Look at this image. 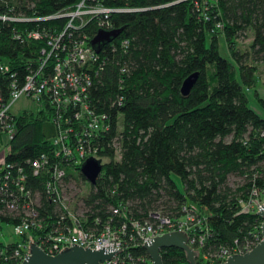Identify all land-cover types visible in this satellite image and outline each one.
Instances as JSON below:
<instances>
[{
	"label": "trees",
	"instance_id": "obj_1",
	"mask_svg": "<svg viewBox=\"0 0 264 264\" xmlns=\"http://www.w3.org/2000/svg\"><path fill=\"white\" fill-rule=\"evenodd\" d=\"M77 1L0 0V14L14 9L46 17ZM103 3L132 11L111 16L114 27L123 30L102 51L105 64L98 68L90 89L93 106L109 114L111 126L97 142L102 174L89 191L78 192L89 215L105 221L112 207L123 203L122 220L128 216L145 219L157 210L179 217L182 205L194 203L212 228L203 250L232 246L236 239L242 242L261 232L262 217L243 212L240 201L253 188L264 194V115L249 105L258 66L264 64V0ZM64 23L65 19H52L44 25L61 27ZM24 27L33 29L36 24L0 18V56L29 55L30 45L34 48L36 43L26 40ZM98 31L93 25L87 28L91 37ZM249 32L253 39L249 49L242 51L240 38ZM221 34L233 60L220 51ZM123 40L127 41L124 45ZM194 72L200 76L184 96L183 81ZM7 81L0 79L4 97ZM253 92L264 108V96L257 89ZM50 109L25 111L16 118L9 160L23 168L26 188L41 194L42 210L53 212L47 195L48 171L33 173V162L54 150L51 140L57 126ZM81 165L67 167V180L76 178L78 189L81 180L87 184ZM13 173L17 177L19 172L14 169ZM8 195L0 187L1 206L6 205ZM3 213L0 217L6 222L14 221L7 210ZM132 253L146 250L140 246ZM161 254L164 264H191L186 252L177 247L164 248ZM198 264L203 263L198 260Z\"/></svg>",
	"mask_w": 264,
	"mask_h": 264
},
{
	"label": "built area",
	"instance_id": "obj_2",
	"mask_svg": "<svg viewBox=\"0 0 264 264\" xmlns=\"http://www.w3.org/2000/svg\"><path fill=\"white\" fill-rule=\"evenodd\" d=\"M128 11L132 9L110 7L103 0H78L73 6L46 17L27 16L14 9L0 14L4 21L36 24L33 29L23 28L26 40L36 43L34 48L30 45L29 55L20 52L17 59L0 56V79L8 80L7 97L0 90V187L9 194L6 205L0 204V215H6L3 212L7 210V215L14 220L6 222L0 217V264H21L31 254L30 241L49 254H57L73 243L93 250L114 245L123 250L102 264H150L147 251L135 255L133 248H144L148 239L179 230L188 234L190 246L198 251L197 261L218 264L234 253L252 251L263 239L261 230L242 242L236 239L232 246L203 250L212 228L206 214L194 203L182 205L179 217L157 210L145 219L128 216L123 220L120 217L126 208L119 203L112 207V215L102 221L98 216L89 215L84 198L78 195L82 190L68 185V180L74 178L70 176L67 180V167L83 164L90 157L100 159L97 142L111 126L109 114L98 112L90 98L93 78L105 64L102 51L106 46L96 52L87 28L93 25L99 30H113L116 27L111 16ZM52 19H65V23L61 27H46L45 22ZM125 43L123 40L122 44ZM0 89L4 91L3 87ZM22 97L41 104V109L15 111L14 104ZM47 106L57 126L51 140L54 150L51 155L44 154L42 159L33 162V173L36 176L48 171L47 195L53 203V212L42 210L41 194L26 188L28 177L23 168L9 160L17 133L16 118L25 111L39 112ZM121 119L119 115V122ZM8 136L10 140L5 142ZM14 169L19 172L17 177ZM240 203L243 212L258 213L264 204V194L253 188L249 197ZM6 225L13 226L8 234L4 233ZM4 235L10 239L3 241Z\"/></svg>",
	"mask_w": 264,
	"mask_h": 264
},
{
	"label": "water",
	"instance_id": "obj_3",
	"mask_svg": "<svg viewBox=\"0 0 264 264\" xmlns=\"http://www.w3.org/2000/svg\"><path fill=\"white\" fill-rule=\"evenodd\" d=\"M123 28H115L113 30H99L92 38L91 44L96 52H101L105 46L113 42L120 36ZM200 76L199 72L190 74L181 87V93L188 96L196 84ZM103 164L100 159L90 157L81 165V173L91 185L96 184L99 176L102 174ZM258 215L262 217L261 230L263 239L250 252L246 254L234 253L228 257L226 261L218 264H264V204ZM145 250L150 256V264H164L161 250L164 248L177 247L184 250L191 264H198V251L194 250L189 244V236L185 231H172L154 238H150L143 244ZM30 256L21 264H102L107 259L113 258L122 248L102 247L100 250H93L87 246L81 247L79 244L73 243L70 248L65 247L57 254H49L45 252L36 243L30 241Z\"/></svg>",
	"mask_w": 264,
	"mask_h": 264
},
{
	"label": "rangeland",
	"instance_id": "obj_4",
	"mask_svg": "<svg viewBox=\"0 0 264 264\" xmlns=\"http://www.w3.org/2000/svg\"><path fill=\"white\" fill-rule=\"evenodd\" d=\"M219 38H220V51H221V53L225 57L229 58L230 60H233L230 57V55H229V51H228V48H227V44H226L224 35L221 34L219 36ZM252 39H253V34L251 32H249L247 36H243L242 38H240L239 48L242 51L248 50ZM257 80H258V82H257V85H256L255 89H257L259 91L260 95L264 96V64L263 63L259 64V66H258ZM255 89H252L251 91H249V98H250L249 105H250L251 108L257 110L259 113L264 115V108L261 107V105L259 104V102L257 101V99L254 96V92L253 91ZM13 109L15 111H19V110H23V109H26V110H40L41 109V104H39V103H37L35 101H32V100L28 99L27 97H22L21 99H19L14 104ZM9 140H10L9 136L5 137V142H9ZM234 182H235V180L233 178H231V183L233 185H234ZM75 183H77L76 182V178L75 179H71L69 181L68 185L71 186V187L74 186V185L76 186ZM80 183H81L80 185L82 186V188H81L82 189V193L89 191L90 186H91L89 182H86L87 184H84V182L81 180ZM80 198H78V199H80ZM12 228H13V226L6 225L5 228H4L5 229L4 233L6 232L8 234V232L12 231ZM13 238H14V236H13ZM2 239H3V241H7L10 238L4 235V236H2Z\"/></svg>",
	"mask_w": 264,
	"mask_h": 264
}]
</instances>
